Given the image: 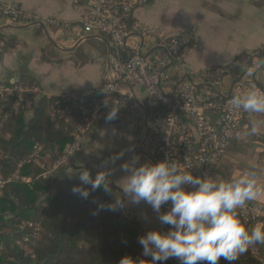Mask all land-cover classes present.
<instances>
[{"label": "built area", "instance_id": "1", "mask_svg": "<svg viewBox=\"0 0 264 264\" xmlns=\"http://www.w3.org/2000/svg\"><path fill=\"white\" fill-rule=\"evenodd\" d=\"M150 1L75 0L83 9L82 34L110 40L113 56L110 58V71L99 89L66 93L54 102L51 107L53 116L65 123L75 120L77 124L71 133L73 142L58 160L47 162L42 147L37 146L34 154L23 162H32L40 167L43 170L40 177L47 179L60 168L71 166L96 124L133 132L138 150L145 152L153 163L169 160L194 175L214 176L232 143L239 142L251 121L264 119V114L235 110L229 103L234 95L249 89L264 93L248 64L243 75L231 87L223 84L224 79L230 76L228 70L221 67L205 70L200 73L199 81L209 90H201L189 78L191 73L185 59L193 43L192 33L167 38L131 22L136 19L137 11L147 7ZM0 16L24 26L43 24L62 28L67 35L72 28L57 20L42 21L24 13L16 4L1 5ZM133 36H140L142 42L132 41ZM149 38L159 42L162 57L155 56V49L145 48V40ZM259 59L264 64V59ZM174 78L177 82L173 85L174 90L170 91L166 84ZM127 87L143 89L156 107L139 101L133 93L124 90ZM41 97L39 90L24 86L17 78L0 81V99L5 104L1 112H6L7 116L27 114ZM9 101L14 102L12 106L6 105ZM112 107L119 109L117 118L107 121ZM262 154L264 159V150ZM13 180L32 181L19 172L6 181L0 178V194ZM164 207L168 209L170 204ZM236 212L248 227L264 222V203L258 200L248 201ZM125 216L133 219L129 212H125ZM251 255L256 260L255 264H264V254L252 250ZM219 264L229 262L222 257Z\"/></svg>", "mask_w": 264, "mask_h": 264}, {"label": "crops", "instance_id": "2", "mask_svg": "<svg viewBox=\"0 0 264 264\" xmlns=\"http://www.w3.org/2000/svg\"><path fill=\"white\" fill-rule=\"evenodd\" d=\"M5 4H16L24 13L42 21L57 20L72 28L69 29L71 35H67L62 28L25 27L0 16V38L4 41L0 45L1 82L23 79L27 87L37 89L41 96L49 98L95 91L102 86L110 71L113 48L107 38L82 34L83 9L75 0H0V6ZM135 18L142 28L154 30L167 38L193 34V43L185 59L191 73L189 78L201 90L209 89L199 81L200 73L230 64L243 65V71L248 64L255 80L264 89V64L256 55L264 47V0H153L149 6L138 10ZM131 40L142 42L140 36H133ZM158 43L155 38L145 40V46L155 49L154 53L161 50ZM224 81L225 87H231L235 79L229 76ZM175 82V78L169 81L166 88L174 90ZM124 90L150 107H156L143 89L127 87ZM253 121L262 125L258 133L251 136L243 133L239 142L233 143L216 171L219 176L228 163L236 167L240 165L230 156L243 148L248 149L257 168L264 167L260 164L263 161L264 120ZM246 137L249 146H246ZM121 152L124 153L121 159L108 165L114 169L109 179L118 188L116 181L126 175L120 170L121 164L134 155L140 157L141 164L152 162L145 152L138 150L135 134L130 130L122 132L116 126L96 124L85 138L83 150L72 166L76 171L83 167L104 171V162ZM227 176L226 172L224 180L230 179ZM255 200L264 203V196L259 195ZM124 211L139 222L144 232L168 230L167 226L159 224L151 208L144 203L129 206ZM145 212L150 217L148 223L140 219Z\"/></svg>", "mask_w": 264, "mask_h": 264}, {"label": "trees", "instance_id": "3", "mask_svg": "<svg viewBox=\"0 0 264 264\" xmlns=\"http://www.w3.org/2000/svg\"><path fill=\"white\" fill-rule=\"evenodd\" d=\"M256 55L264 59V47ZM221 68L235 80L243 74L240 64ZM20 83L27 87L23 79ZM56 100L41 97L27 121L25 114L1 112L5 104L0 99V178L6 181L19 172L32 179L30 183L13 180L0 194V264H118L126 255L147 260L138 244V237L146 232L137 220L128 219L124 210L97 211L98 203L93 201L111 203L112 195L102 189L91 191L87 199L73 194L83 170L93 177L99 170L83 167L73 173L71 165L44 179L35 163L23 164L37 146L42 147L47 162H54L73 142L71 133L77 121L65 123L53 116L51 107ZM111 187L119 192L113 183ZM252 248L264 254V245ZM252 250L231 264H255L256 260H247Z\"/></svg>", "mask_w": 264, "mask_h": 264}, {"label": "clouds", "instance_id": "4", "mask_svg": "<svg viewBox=\"0 0 264 264\" xmlns=\"http://www.w3.org/2000/svg\"><path fill=\"white\" fill-rule=\"evenodd\" d=\"M229 103L235 110L264 114V93L256 89L234 95ZM118 110L112 107L106 120L116 119ZM261 126L260 122L252 121L245 135L257 134ZM123 155L121 152L105 161V170L95 177L89 170H83L79 175L81 183L72 188L73 194L83 199L98 189L112 195L111 203L93 201L98 203L97 211H122L144 203L159 224L168 227L167 231L150 229L138 237L142 255L150 259L126 255L118 264H165L173 258L179 264H219L222 257L231 264L253 245H264V222L248 227L236 212L264 194L256 171L224 180L208 174L194 175L169 160L141 164L140 157L134 155L119 166L126 175L116 181L119 192H113L109 177L114 169L108 165L115 164ZM140 219L150 222L146 212Z\"/></svg>", "mask_w": 264, "mask_h": 264}, {"label": "rangeland", "instance_id": "5", "mask_svg": "<svg viewBox=\"0 0 264 264\" xmlns=\"http://www.w3.org/2000/svg\"><path fill=\"white\" fill-rule=\"evenodd\" d=\"M3 40L0 38V45L1 44H3ZM3 46V45H2ZM5 47H7V45L5 44ZM145 48L147 49L148 48V45H146L145 46ZM155 56H157V57H162V54H161V51L159 50V51H157V53L155 54ZM264 76V75H263ZM249 78V76H247V79ZM260 78V77H259ZM224 82V84L226 83L225 81H223ZM150 101V103L151 104H155L152 100H149ZM36 107H37V103H35L33 106H32V108L30 109V111L27 113V114H25V116H26V120L27 121H29L31 118H32V116H33V112H34V110L33 109H36ZM260 120H264L263 118H261ZM246 141L248 142V143H246V146H249V138H247L246 137ZM234 143V142H233ZM233 143H232V145H233ZM231 145V146H232ZM227 155V154H226ZM233 155L234 156H230L231 158H235L239 163H240V165L239 166H233L231 163H228L227 165H225V167H224V173H222L220 176L218 175V174H214V176H216V177H219V178H221V179H224V175H225V173L227 172V174H228V178H232L233 177V175H239V174H243V173H245V172H249V171H256L257 173H258V176H259V182H260V184L261 185H264V167L263 168H261V169H259V168H257L256 167V165H254V159H252V157H251V155L248 153V149H246V148H243L242 150H240L239 152H235V153H233ZM226 157V156H225ZM256 159V158H255ZM256 161V160H255ZM261 165H263L264 164V159H263V161L260 163ZM259 169V170H258ZM258 170V171H257ZM72 171H73V173H76L77 171L75 170V168H73L72 169ZM261 195H263L264 196V194H261ZM263 203V202H262ZM165 211H166V209H164ZM133 219H135L134 217H133ZM132 219V220H133ZM261 246V245H260ZM255 250V251H257V249H255V248H250V250ZM249 250V251H250ZM259 251H261V250H259ZM262 252H264V250L262 251ZM247 260H250V261H252L253 263H254V258H253V256L251 255V253H249L248 254V256H247ZM166 264H176V263H178L179 264V262L176 260V259H169L167 262H165Z\"/></svg>", "mask_w": 264, "mask_h": 264}, {"label": "water", "instance_id": "6", "mask_svg": "<svg viewBox=\"0 0 264 264\" xmlns=\"http://www.w3.org/2000/svg\"><path fill=\"white\" fill-rule=\"evenodd\" d=\"M39 26H41L42 28H45L43 24H39ZM25 27H30V26H25Z\"/></svg>", "mask_w": 264, "mask_h": 264}]
</instances>
